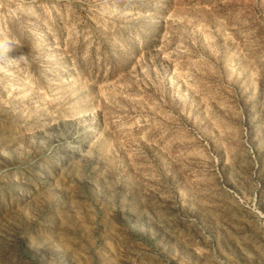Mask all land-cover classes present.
<instances>
[{
    "label": "rangeland",
    "instance_id": "374dc122",
    "mask_svg": "<svg viewBox=\"0 0 264 264\" xmlns=\"http://www.w3.org/2000/svg\"><path fill=\"white\" fill-rule=\"evenodd\" d=\"M0 34V264H264V0H0Z\"/></svg>",
    "mask_w": 264,
    "mask_h": 264
},
{
    "label": "clouds",
    "instance_id": "9594fccd",
    "mask_svg": "<svg viewBox=\"0 0 264 264\" xmlns=\"http://www.w3.org/2000/svg\"><path fill=\"white\" fill-rule=\"evenodd\" d=\"M18 45L17 40L7 34H0V66H3L8 61H11L8 59V52L12 49L13 46ZM21 58H24V56H21Z\"/></svg>",
    "mask_w": 264,
    "mask_h": 264
},
{
    "label": "bare ground",
    "instance_id": "6f19581e",
    "mask_svg": "<svg viewBox=\"0 0 264 264\" xmlns=\"http://www.w3.org/2000/svg\"><path fill=\"white\" fill-rule=\"evenodd\" d=\"M6 64H8V63H6ZM6 64H5V65H6Z\"/></svg>",
    "mask_w": 264,
    "mask_h": 264
}]
</instances>
